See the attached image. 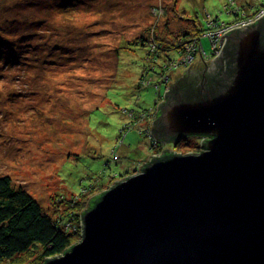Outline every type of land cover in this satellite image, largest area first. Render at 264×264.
Wrapping results in <instances>:
<instances>
[{
    "label": "rangeland",
    "instance_id": "1",
    "mask_svg": "<svg viewBox=\"0 0 264 264\" xmlns=\"http://www.w3.org/2000/svg\"><path fill=\"white\" fill-rule=\"evenodd\" d=\"M174 1L0 0V73L6 76L0 79V175L27 188L55 218L70 216L67 226H79L80 238L89 199L131 175L135 162L138 171L150 156V140L140 131L156 115L165 86L222 51L225 22L214 28L208 21V30L197 34L185 18L203 24L208 14L235 18L226 12L227 1L235 0H177L184 16L171 10ZM236 5L248 14L224 25L230 29L264 14V0ZM182 31L191 33L183 37ZM209 31L219 43L206 57L197 40L205 35L202 44L210 53ZM152 34L158 45L150 50L132 43ZM170 59L171 67L161 70L159 64ZM147 65L154 72L146 73ZM132 111L143 113L125 132ZM181 139L182 153L202 149L199 136Z\"/></svg>",
    "mask_w": 264,
    "mask_h": 264
},
{
    "label": "water",
    "instance_id": "2",
    "mask_svg": "<svg viewBox=\"0 0 264 264\" xmlns=\"http://www.w3.org/2000/svg\"><path fill=\"white\" fill-rule=\"evenodd\" d=\"M223 36L152 121L156 140L202 149L167 148L91 197L80 240L43 264H264V14Z\"/></svg>",
    "mask_w": 264,
    "mask_h": 264
},
{
    "label": "trees",
    "instance_id": "3",
    "mask_svg": "<svg viewBox=\"0 0 264 264\" xmlns=\"http://www.w3.org/2000/svg\"><path fill=\"white\" fill-rule=\"evenodd\" d=\"M238 6L239 5H236V0L232 2L227 1L228 11L226 12L230 15H235V18L230 20H220L219 16L214 17L211 14H208L205 17L206 23L204 24L199 21V18L197 17L185 19L192 21L193 25L197 27V34H201L202 32L208 30V21H217L218 24L223 21L225 22V24H228L232 23L231 21L242 18L245 11H243L242 7ZM160 8L161 7L155 9L157 10V15L160 14ZM237 8L238 11L235 12ZM250 8L251 13H255L257 11L252 10V7ZM171 10L181 16L185 15L181 14L180 9L177 8V0H175L174 4L171 6ZM245 14L248 13L245 12ZM154 28L155 26L153 27V29ZM189 33L191 32L182 31L183 37H187V34ZM157 35L158 36L156 37L160 40L164 38L162 36H159L158 33ZM153 36L154 34H152L151 37L142 35L138 39L139 43H136L138 41L132 43H135L138 46L141 45L146 47L147 51V49H151L149 47H156L158 45L154 41L156 39ZM204 36L199 38V43L201 44L203 50H205L202 44ZM151 41L152 43H150ZM7 43L11 44L12 42L7 40ZM206 53L209 54V52L207 51ZM14 57L17 60L21 58L19 56ZM158 57L159 56L156 55V57L154 58V62H158ZM145 58L147 57L145 56ZM173 60L174 59H170L168 63L159 64V67L163 65L161 70H165L167 67H171L170 65ZM22 62H24L23 59ZM147 67L148 65L145 67L146 73L148 72L150 74L151 71L154 72V69H149ZM1 78H6L3 72L0 73V79ZM147 84H149V82ZM27 86L28 83H21L22 88H26ZM161 86L162 85H160V87ZM156 88L159 90L158 86H156ZM142 113L143 112H140V115L137 116V113L132 111L131 116L133 117V120H128L125 123V132L130 131L133 126H136V121L134 118H138ZM155 117L156 115L153 114L152 120L155 119ZM150 122L143 125L140 131V133H144L150 140L151 154L148 158H150L154 154L162 153L167 148L178 150L177 148L179 147L178 143L180 140H176L175 145H173L169 143L165 144L160 141L157 142L153 135H151L152 137L150 138V131L148 130V126L150 127ZM200 138L202 140L205 139L206 141V138L209 137ZM121 141H123V139H121ZM137 167L135 162L133 167L134 170L130 174H133L134 171L137 170ZM128 174L129 173H126L125 175H121L119 177H125L128 176ZM69 217L67 220L55 218L45 210L41 202L27 188H25L24 186L15 185L13 179L7 174L0 175V264H43L48 257H54L64 252L67 248L77 242V238L80 239V237H78L79 226L76 227L77 225L74 226L73 224L71 227L67 226ZM73 229L76 230L73 231Z\"/></svg>",
    "mask_w": 264,
    "mask_h": 264
},
{
    "label": "built area",
    "instance_id": "4",
    "mask_svg": "<svg viewBox=\"0 0 264 264\" xmlns=\"http://www.w3.org/2000/svg\"><path fill=\"white\" fill-rule=\"evenodd\" d=\"M235 12H236V10H235ZM254 20H255V19H254ZM254 20H253V21H254ZM218 25H219V24H218L217 21H213L212 24H211V26L214 27V28H216V26H218ZM224 25H225V24L223 23V24H222L223 27H226L228 30H231V29H230L231 26H224ZM214 28H213V29H214ZM213 29H212V30H213ZM212 30H211V31H212ZM211 31L208 32L207 37L210 39V41H211V43H212V52L214 53V51H215L214 49H216V46H217V44L219 43V38H217L216 36H212V37H211V36H210ZM227 32H228V31H227ZM220 35H221V33H220ZM213 38H215V39H213ZM199 40H200V39L198 38V40H197L198 46L202 49V51H203V53H204V55H205L206 57H210V55H212V52L209 53V54L206 53V51L203 50L201 44L199 43ZM217 49H218V47H217ZM166 89H167V87H166ZM150 123H151V125H152V121H151ZM150 131H151V130H150ZM81 225H82V224H81Z\"/></svg>",
    "mask_w": 264,
    "mask_h": 264
},
{
    "label": "bare ground",
    "instance_id": "5",
    "mask_svg": "<svg viewBox=\"0 0 264 264\" xmlns=\"http://www.w3.org/2000/svg\"><path fill=\"white\" fill-rule=\"evenodd\" d=\"M99 30L102 32L103 29L100 28ZM224 39H225V38H224ZM18 86L21 87V83H20V82H19V85H18ZM21 88H22V87H21ZM30 93H32V95H30V97L33 96L34 94H35V96H36V94H37V92H35V91H31ZM159 141H160V140H157V142H159ZM79 217H80V215H79ZM81 223H82V220H81Z\"/></svg>",
    "mask_w": 264,
    "mask_h": 264
},
{
    "label": "clouds",
    "instance_id": "6",
    "mask_svg": "<svg viewBox=\"0 0 264 264\" xmlns=\"http://www.w3.org/2000/svg\"><path fill=\"white\" fill-rule=\"evenodd\" d=\"M201 136H199V138H200ZM201 139V138H200Z\"/></svg>",
    "mask_w": 264,
    "mask_h": 264
}]
</instances>
